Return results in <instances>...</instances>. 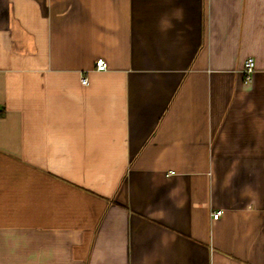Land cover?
<instances>
[{"label":"crops","instance_id":"crops-1","mask_svg":"<svg viewBox=\"0 0 264 264\" xmlns=\"http://www.w3.org/2000/svg\"><path fill=\"white\" fill-rule=\"evenodd\" d=\"M0 264H264V0H0Z\"/></svg>","mask_w":264,"mask_h":264},{"label":"built area","instance_id":"built-area-1","mask_svg":"<svg viewBox=\"0 0 264 264\" xmlns=\"http://www.w3.org/2000/svg\"><path fill=\"white\" fill-rule=\"evenodd\" d=\"M95 67H96V70H98V71L107 70V63H106L105 59H103V58L97 59L95 62ZM243 72H244L245 82H247V83L251 82L253 79L254 72H255V60H254V58H248L246 60ZM82 84L83 85L88 84V77L87 76L82 77ZM221 213H222L221 211H217V212L213 213V219H215V220L219 219V217L221 216Z\"/></svg>","mask_w":264,"mask_h":264}]
</instances>
